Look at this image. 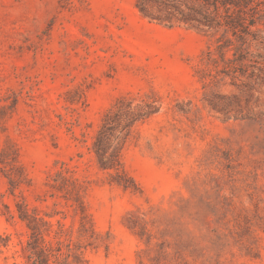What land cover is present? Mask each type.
<instances>
[{"label":"rangeland","instance_id":"obj_1","mask_svg":"<svg viewBox=\"0 0 264 264\" xmlns=\"http://www.w3.org/2000/svg\"><path fill=\"white\" fill-rule=\"evenodd\" d=\"M137 1L0 0V264L30 241L69 242L60 264H264V88ZM121 100L153 114L104 170Z\"/></svg>","mask_w":264,"mask_h":264},{"label":"trees","instance_id":"obj_2","mask_svg":"<svg viewBox=\"0 0 264 264\" xmlns=\"http://www.w3.org/2000/svg\"><path fill=\"white\" fill-rule=\"evenodd\" d=\"M136 7L151 22L182 23L211 33L215 41L203 60L217 77L264 88V0H138ZM152 114V110L135 111L128 100L108 111L94 146L100 168L120 169L122 146L133 127ZM71 248L66 241H59L57 247L30 241L25 252L31 264H50L51 259L60 264L70 258Z\"/></svg>","mask_w":264,"mask_h":264}]
</instances>
